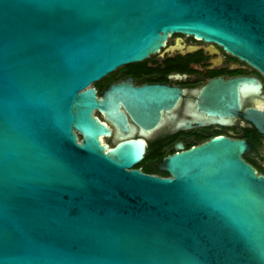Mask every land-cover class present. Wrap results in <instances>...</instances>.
<instances>
[{"label": "water", "instance_id": "water-1", "mask_svg": "<svg viewBox=\"0 0 264 264\" xmlns=\"http://www.w3.org/2000/svg\"><path fill=\"white\" fill-rule=\"evenodd\" d=\"M172 33L215 42L264 75V0H0V264H264V174L244 139L216 135L130 168L142 140L103 143L94 109L160 103L175 88L92 82ZM212 79L220 113L236 84ZM109 92L110 99L107 96ZM245 116L264 133V115ZM78 135L80 138H78Z\"/></svg>", "mask_w": 264, "mask_h": 264}, {"label": "flooded vegetation", "instance_id": "flooded-vegetation-1", "mask_svg": "<svg viewBox=\"0 0 264 264\" xmlns=\"http://www.w3.org/2000/svg\"><path fill=\"white\" fill-rule=\"evenodd\" d=\"M222 81L243 78L236 84L237 109L220 113L216 103L207 97L212 79ZM132 87L162 85L175 88L160 103L134 106L127 90L117 96L118 119L109 108L94 109L100 121L110 130L102 137L112 147L127 139L142 140L144 153L130 168L144 174L167 177L161 168L165 157L197 146L213 136L224 135L244 139L250 147L242 154L259 174H264V133L260 132L245 113L257 109L264 115V75L253 65L225 51L215 42H206L192 34L172 33L165 45L142 60L121 64L91 85L98 97L112 84ZM107 96L110 99L109 92ZM78 138L80 136L78 135Z\"/></svg>", "mask_w": 264, "mask_h": 264}]
</instances>
